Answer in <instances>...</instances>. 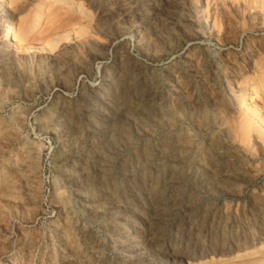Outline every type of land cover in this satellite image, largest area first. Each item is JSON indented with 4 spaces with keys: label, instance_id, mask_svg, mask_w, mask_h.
<instances>
[{
    "label": "rangeland",
    "instance_id": "rangeland-1",
    "mask_svg": "<svg viewBox=\"0 0 264 264\" xmlns=\"http://www.w3.org/2000/svg\"><path fill=\"white\" fill-rule=\"evenodd\" d=\"M48 1L0 0V264H264V0Z\"/></svg>",
    "mask_w": 264,
    "mask_h": 264
},
{
    "label": "bare ground",
    "instance_id": "bare-ground-1",
    "mask_svg": "<svg viewBox=\"0 0 264 264\" xmlns=\"http://www.w3.org/2000/svg\"><path fill=\"white\" fill-rule=\"evenodd\" d=\"M49 8L52 9L53 6H58L61 2L67 5L66 0H49ZM70 10L73 12L72 15L75 18L82 19L85 9L81 6H70ZM13 18L8 16L6 18V40L8 41L7 45H16V43L22 39L23 35V25L22 23L18 28L14 29L13 24L10 22ZM39 19H37L38 22ZM264 51V47H262ZM242 57V56H241ZM244 59V58H242ZM262 61V62H261ZM257 61V65L252 71L249 81L253 84L250 90H247L241 94H238L240 100V109L239 113L234 119L236 135L243 142H246L251 136V131L256 129L255 126H264V60ZM241 60L237 55L233 54V58L230 59L229 67L231 68V78L238 80L240 76L239 72V63ZM209 64H212V59L209 60ZM215 82L216 79H213ZM237 92H243L238 88ZM237 96V95H236ZM262 96V98H260ZM262 134V133H261Z\"/></svg>",
    "mask_w": 264,
    "mask_h": 264
}]
</instances>
